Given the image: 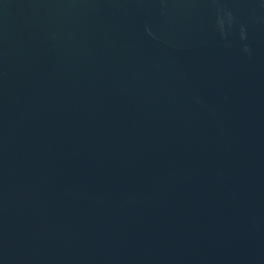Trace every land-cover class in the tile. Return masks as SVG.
<instances>
[{"label":"water","instance_id":"95a60500","mask_svg":"<svg viewBox=\"0 0 264 264\" xmlns=\"http://www.w3.org/2000/svg\"><path fill=\"white\" fill-rule=\"evenodd\" d=\"M0 264H264V0H0Z\"/></svg>","mask_w":264,"mask_h":264}]
</instances>
